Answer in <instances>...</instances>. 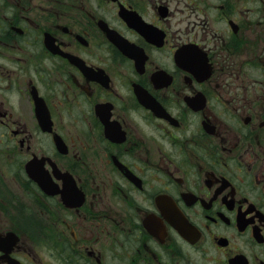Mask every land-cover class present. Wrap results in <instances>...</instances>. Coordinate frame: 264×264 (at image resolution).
Segmentation results:
<instances>
[{
  "label": "flooded vegetation",
  "instance_id": "flooded-vegetation-1",
  "mask_svg": "<svg viewBox=\"0 0 264 264\" xmlns=\"http://www.w3.org/2000/svg\"><path fill=\"white\" fill-rule=\"evenodd\" d=\"M0 264H264V0H0Z\"/></svg>",
  "mask_w": 264,
  "mask_h": 264
}]
</instances>
